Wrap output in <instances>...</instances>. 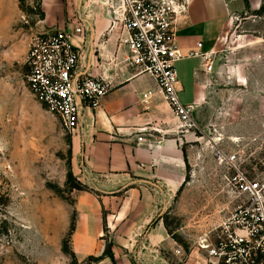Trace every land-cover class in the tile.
<instances>
[{"label":"rangeland","instance_id":"rangeland-1","mask_svg":"<svg viewBox=\"0 0 264 264\" xmlns=\"http://www.w3.org/2000/svg\"><path fill=\"white\" fill-rule=\"evenodd\" d=\"M41 8V0H17V6L0 0V21L14 17L11 27L0 25V264H71L63 249L72 248L65 226L74 185L83 181L71 134L27 81V44L47 30L36 22ZM219 48L194 114V165L166 218L176 247L194 253V264L207 261L198 250L200 238L219 230L244 199L228 184L229 171L218 163L216 148L239 152L245 170L264 182V4L238 18ZM188 95L182 92V101ZM161 248L174 263V251Z\"/></svg>","mask_w":264,"mask_h":264},{"label":"crops","instance_id":"crops-1","mask_svg":"<svg viewBox=\"0 0 264 264\" xmlns=\"http://www.w3.org/2000/svg\"><path fill=\"white\" fill-rule=\"evenodd\" d=\"M1 1L17 6V0ZM263 4L264 0L185 2V10L174 22V46L184 56L177 63L181 93L189 92L184 103L197 109L206 95L210 72L203 65V55L218 51L238 18ZM119 6V0H41L45 19L38 26L70 32L82 52L79 71L109 78L114 86L100 106L85 110L81 128L71 135L80 179L95 189L74 192L76 226L71 247L79 262L102 256L109 234L116 264H194V253L176 247L166 218L189 181L193 143L199 138L180 124L157 80L150 74H135L126 64L127 50L121 41L128 34ZM13 20L12 15H3L0 25L9 28ZM78 23L85 28L83 36L74 33ZM205 149L199 152L201 159ZM72 217L67 215L66 229ZM161 247L174 251V263L163 256ZM177 250L182 254L177 255ZM94 264L114 263L105 257Z\"/></svg>","mask_w":264,"mask_h":264},{"label":"built area","instance_id":"built-area-1","mask_svg":"<svg viewBox=\"0 0 264 264\" xmlns=\"http://www.w3.org/2000/svg\"><path fill=\"white\" fill-rule=\"evenodd\" d=\"M186 1L119 0V9L128 34L121 41L127 50L126 64L135 74L153 76L182 126L192 129L197 127L196 105L181 99L177 63L184 56L174 46L175 17L185 10ZM74 33L83 36L84 26L78 23ZM203 56L206 59L203 65L211 71L212 57ZM81 57V49L72 42V34L64 29L33 37L27 54L31 92L71 135L81 128L85 110L100 106L114 87L109 78L80 72ZM216 157L229 171L228 184L244 199L219 230L199 240L198 250L205 252L206 264H264V182L245 170L239 152H227L219 147ZM176 253L182 254L181 250Z\"/></svg>","mask_w":264,"mask_h":264},{"label":"trees","instance_id":"trees-1","mask_svg":"<svg viewBox=\"0 0 264 264\" xmlns=\"http://www.w3.org/2000/svg\"><path fill=\"white\" fill-rule=\"evenodd\" d=\"M45 19V12L44 10L41 8L40 13H39V18L36 20V22L40 21V20H44ZM70 177H72V173L70 174ZM74 188L77 190H89V188L87 186H85L83 183H81L80 181H78L75 185ZM75 214L72 217L71 220V225L69 228V232H68V237L71 240L73 232L75 230ZM113 241H107V245H106V249L103 253L102 256H90L87 260L83 261V262H79V260L77 259L74 251L72 250V248L67 247L66 244L63 245V249L66 253H68L71 257V264H92V263H97L99 261H101L102 259H104L105 257H109L112 259L113 263L116 264L115 261V257H114V253H113Z\"/></svg>","mask_w":264,"mask_h":264}]
</instances>
